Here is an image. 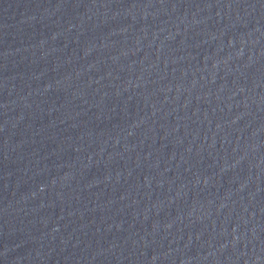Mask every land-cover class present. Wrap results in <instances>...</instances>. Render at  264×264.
Here are the masks:
<instances>
[{
	"label": "water",
	"instance_id": "obj_1",
	"mask_svg": "<svg viewBox=\"0 0 264 264\" xmlns=\"http://www.w3.org/2000/svg\"><path fill=\"white\" fill-rule=\"evenodd\" d=\"M0 264H264V0H0Z\"/></svg>",
	"mask_w": 264,
	"mask_h": 264
}]
</instances>
